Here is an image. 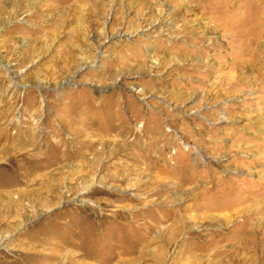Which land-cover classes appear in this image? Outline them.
Wrapping results in <instances>:
<instances>
[{
    "label": "rangeland",
    "instance_id": "obj_1",
    "mask_svg": "<svg viewBox=\"0 0 264 264\" xmlns=\"http://www.w3.org/2000/svg\"><path fill=\"white\" fill-rule=\"evenodd\" d=\"M0 264H264V0H0Z\"/></svg>",
    "mask_w": 264,
    "mask_h": 264
},
{
    "label": "bare ground",
    "instance_id": "obj_2",
    "mask_svg": "<svg viewBox=\"0 0 264 264\" xmlns=\"http://www.w3.org/2000/svg\"><path fill=\"white\" fill-rule=\"evenodd\" d=\"M139 30H141V29H139ZM151 54H152V53H149V56H152ZM150 58H151V57H150ZM139 90H143V89L141 88V89H139ZM258 206H259V205H258ZM229 214H230V213H229ZM222 215H223V214H222ZM225 215H226V214H225ZM231 217H232V216H231ZM221 218H222V217H221ZM222 219H223V218H222ZM225 219H226V218H225ZM229 219H230V218H229ZM246 219H247V218H246ZM246 219H245V220H246ZM225 221H226V220H225Z\"/></svg>",
    "mask_w": 264,
    "mask_h": 264
}]
</instances>
